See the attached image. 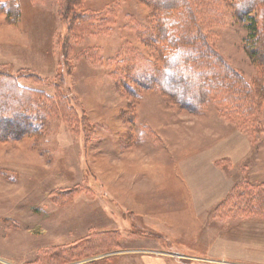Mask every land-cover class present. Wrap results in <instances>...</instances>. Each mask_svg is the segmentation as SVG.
<instances>
[{
  "label": "rangeland",
  "instance_id": "rangeland-1",
  "mask_svg": "<svg viewBox=\"0 0 264 264\" xmlns=\"http://www.w3.org/2000/svg\"><path fill=\"white\" fill-rule=\"evenodd\" d=\"M18 3V22L0 12V70H24L20 87L67 106L35 137L0 141V264H264V211L247 202L264 193V105L240 130L213 101L192 114L154 90L119 91L124 44L155 58L131 28L146 24L144 2L75 4L67 24L93 17L72 32L61 0ZM218 6L203 32L251 84L247 24Z\"/></svg>",
  "mask_w": 264,
  "mask_h": 264
},
{
  "label": "trees",
  "instance_id": "trees-1",
  "mask_svg": "<svg viewBox=\"0 0 264 264\" xmlns=\"http://www.w3.org/2000/svg\"><path fill=\"white\" fill-rule=\"evenodd\" d=\"M84 1L61 0V20L71 32L77 26L86 28L93 17L88 12L73 11V20L67 24L71 10ZM139 1L149 7L146 24L132 21L131 28L139 42L154 52L155 58L124 44L126 53L118 54L121 67L116 64L113 71L116 88L134 98H140L142 91H157L174 106L192 114L201 113L213 101L224 108V118L243 129L253 114L251 106L255 109L264 105V0ZM221 1L228 5L237 22L247 24L244 48L260 69L251 84L228 67L203 32L209 24L207 20H214ZM0 12L8 22H18L21 14L18 0H1ZM58 46L62 58L60 68L65 70L70 51L69 36ZM25 78L33 77L26 75L24 70L16 74L0 70V141L35 137L48 116L66 111L67 104L61 102L67 101L66 97L56 104L54 97L20 87L18 80ZM57 78L61 83V75ZM241 188L247 189V186ZM248 190L241 193L247 194ZM255 193L247 195V202L258 213L264 211V193Z\"/></svg>",
  "mask_w": 264,
  "mask_h": 264
},
{
  "label": "bare ground",
  "instance_id": "bare-ground-1",
  "mask_svg": "<svg viewBox=\"0 0 264 264\" xmlns=\"http://www.w3.org/2000/svg\"><path fill=\"white\" fill-rule=\"evenodd\" d=\"M147 184V183H146Z\"/></svg>",
  "mask_w": 264,
  "mask_h": 264
}]
</instances>
